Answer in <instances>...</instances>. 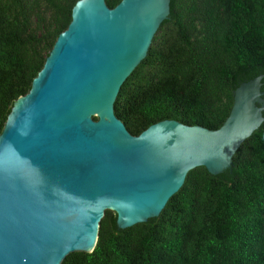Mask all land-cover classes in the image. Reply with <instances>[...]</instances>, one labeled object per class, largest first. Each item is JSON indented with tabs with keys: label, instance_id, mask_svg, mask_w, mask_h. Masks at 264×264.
<instances>
[{
	"label": "water",
	"instance_id": "95a60500",
	"mask_svg": "<svg viewBox=\"0 0 264 264\" xmlns=\"http://www.w3.org/2000/svg\"><path fill=\"white\" fill-rule=\"evenodd\" d=\"M170 2L76 1L0 134V264H62L92 252L106 210L120 228L159 216L190 170L225 171L263 123L264 74L235 89L217 129L164 119L136 135L116 115Z\"/></svg>",
	"mask_w": 264,
	"mask_h": 264
},
{
	"label": "trees",
	"instance_id": "16d2710c",
	"mask_svg": "<svg viewBox=\"0 0 264 264\" xmlns=\"http://www.w3.org/2000/svg\"><path fill=\"white\" fill-rule=\"evenodd\" d=\"M76 1L0 0V134ZM120 1L106 0L110 7ZM170 5L115 101L116 115L136 135L164 119L217 129L235 89L264 74V0ZM116 220L106 210L94 250L69 253L62 264H264V121L225 171L190 170L159 216L127 228Z\"/></svg>",
	"mask_w": 264,
	"mask_h": 264
}]
</instances>
